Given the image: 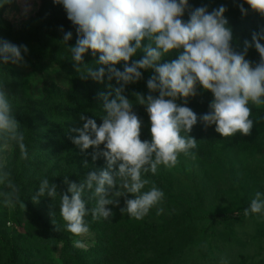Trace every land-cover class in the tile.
Masks as SVG:
<instances>
[{
  "label": "clouds",
  "instance_id": "9594fccd",
  "mask_svg": "<svg viewBox=\"0 0 264 264\" xmlns=\"http://www.w3.org/2000/svg\"><path fill=\"white\" fill-rule=\"evenodd\" d=\"M62 4L67 18L76 26V44L70 48L75 71L81 79L91 78L103 83L105 76L121 83L118 88L107 85L109 91L99 93L103 100L102 123L81 114L83 127L73 129L78 135L72 143L81 151L100 149L92 153V160L104 157L106 167L90 171L78 184L64 183L67 192L60 196L59 215L64 222L63 230L74 237H86L92 221L108 220L114 213L108 206H118L124 197L125 207L121 214L142 220L151 209L157 215L163 213L165 193L149 179L147 173L155 175L160 166L176 167L179 157L196 159L197 140L189 135L198 120L205 127L215 125V131L223 138L237 133L251 135L254 127L252 108H264V27L252 33L251 42L244 41V50L232 47L233 31L225 17L223 5L209 11L207 6L192 9L189 0H53ZM242 15L250 9L264 17V0H233ZM188 19H183L185 13ZM71 32L63 36L66 43ZM147 41L145 44L144 42ZM255 47L260 60L253 63L246 59L250 47ZM178 58L163 62L174 50H181ZM98 59L84 63V55ZM143 58L133 60L137 52ZM28 52L26 45H15L0 38V64L16 65L23 62L22 55ZM124 63L123 71L115 65ZM141 69H153L155 74L147 80L149 94L134 92L135 103L146 108L150 120L151 140H141L142 120L133 111V101L124 94V85L142 79ZM197 85L211 92L213 99L209 112L202 116L187 106L189 97L197 95ZM113 92L115 95L113 96ZM158 93V95H153ZM183 99L179 104L177 100ZM257 122V121H255ZM18 147L21 160L29 159L24 132L13 113L6 86L0 84V151L9 145ZM87 167V161L84 162ZM152 183L148 190H144ZM0 184L6 191L0 193L6 207L19 204L25 208L20 189L13 182L11 173L0 164ZM39 191L32 197L47 195L53 200L58 196L57 185L43 178ZM94 200L87 207L85 194ZM70 194V195H69ZM129 194L132 198H128ZM264 215V192L256 191L244 215ZM56 223V221H53ZM56 230L61 231L58 225ZM73 246L84 248L82 239L73 240Z\"/></svg>",
  "mask_w": 264,
  "mask_h": 264
},
{
  "label": "trees",
  "instance_id": "16d2710c",
  "mask_svg": "<svg viewBox=\"0 0 264 264\" xmlns=\"http://www.w3.org/2000/svg\"><path fill=\"white\" fill-rule=\"evenodd\" d=\"M9 2L10 0H0V5H8ZM35 16L33 19L39 20L40 23L30 29L28 23L17 26L13 21L7 20L0 8V38L17 46L34 42L42 47V52L30 60L23 56L24 60L20 64H0V84L5 85L9 93V101L21 125V131L24 132L29 155V159L21 160L18 147L11 144L13 149L8 158L14 160L16 164L15 166L12 164L11 178L20 189L25 208L19 204L14 208H7L4 205V212L0 213V222L4 226L2 231L6 230L9 213H13V219L17 220L16 224L23 230L17 236L16 246L11 244L12 240L7 233L0 231V264H75L76 258L80 260V264H87L88 261V264H109L110 261L119 259L126 264H136L135 249H140L144 244L153 245L154 240L159 237L158 233L136 234L135 230L122 227L119 219L114 216L108 220L101 218L92 221L91 215H88L85 219L96 241L88 247L76 248L70 241L71 233L63 230L64 222L59 215V195L67 192L68 187L64 183V177L68 176L70 182L79 184L85 177V172L106 167L104 157L92 160V153L102 151L103 145L100 149L89 148L81 151L72 143V139L78 135L73 129L83 127L81 114L94 119L97 125H100L103 100L99 93L108 92L109 83L114 89L120 87L122 82L117 83L115 78L109 81L107 76L103 83L91 78H80L75 71L70 52L78 38L76 26L68 20L62 4H56L53 0H41ZM67 32H71L72 37L65 43L63 36ZM174 51L178 56L182 49ZM143 56L144 53L138 50L132 59H141ZM83 59L84 63L95 67L94 62L98 59V54L94 57L89 50ZM115 67L123 71L124 63L120 62ZM141 72L142 79L124 85V94L134 102L133 111L143 122L141 140L150 141V120L146 108L135 103L132 93L139 92L147 96L149 94L147 80L155 72L153 69H141ZM177 103L183 104L184 101L179 99ZM208 105L200 107L199 104L187 102V106L196 114L200 109L209 112ZM252 113L256 136L264 135V108L260 110L252 108ZM193 128L194 132L189 135L213 133L212 128L201 131L197 124ZM224 142L238 150H253L259 146L257 140L251 141L239 133L224 139ZM57 173L60 174L58 178L55 177ZM159 177L158 171L155 175L151 173L145 175V178L154 181L162 179ZM43 178L57 185L58 196L53 200L45 195L39 197L38 202H34L32 197L39 191V183ZM4 190L7 189L2 184L0 193ZM89 195L90 193H86L85 199L87 207L91 208L95 201L89 200ZM58 225L61 226V231L56 230ZM185 238V234L181 232L174 236L173 242L176 244L174 253L180 252L185 246ZM20 242L23 243L22 246ZM152 261L148 260L147 264H153Z\"/></svg>",
  "mask_w": 264,
  "mask_h": 264
},
{
  "label": "rangeland",
  "instance_id": "374dc122",
  "mask_svg": "<svg viewBox=\"0 0 264 264\" xmlns=\"http://www.w3.org/2000/svg\"><path fill=\"white\" fill-rule=\"evenodd\" d=\"M40 2L41 0H10L8 5H0V8L7 20L13 21L17 26L28 23V27L32 29L40 23L33 19ZM238 3H243V0H238ZM189 4L192 9L207 6L209 11L225 6V17L233 31L232 47L238 52L244 50L245 40L251 42L254 31L258 32L264 27V17L252 11L246 3V16L242 15L238 4L233 0H189ZM183 19H188L187 12ZM260 42L264 44V40ZM22 45L28 48L27 53L22 51L27 60L42 52V47L37 43ZM176 58L178 56L173 51L161 62ZM246 59L253 66L259 62L260 57L254 46L248 49ZM196 90L197 95L189 97L187 102L199 104L200 107L208 105L212 99L211 92L199 85ZM203 114H206L203 109L198 110V117ZM197 125L201 131L212 128L213 133L191 135L197 140L196 159L181 155L176 167L158 168L159 179H162H149L165 193L163 204L157 206L163 207L162 214L157 215V208L154 207L142 220H136L127 213L121 214L120 208L125 207L124 197L118 198V206L110 205L113 216L119 219L122 227L133 229L136 234L158 233L159 237L154 240L153 245L144 244L140 249H135L136 264H147L151 259L153 264H264V215H244V209L250 206L255 192H264V135L256 136L253 128L251 135L247 137L251 141L257 140L259 146L253 150H238L224 142L226 138L215 131V125L205 127L199 120ZM12 149L9 145L6 150L0 151V164L6 170L9 169L10 173L16 165L14 160L8 158ZM80 172L82 171H78ZM55 177H60V174L57 173ZM152 183L144 190H148ZM128 198H132L130 194ZM3 209V196L0 195V213L4 212ZM8 219L4 231L0 222V231L7 233L12 240L11 244L16 246L17 236L23 229L16 224L13 213H9ZM180 232L185 234L186 244L180 252L174 253L176 244L173 238ZM69 238L72 243L75 239H82L85 247L96 241L92 232L86 237H74L71 234ZM74 262L80 264L78 258ZM109 264L126 262L119 259L110 261Z\"/></svg>",
  "mask_w": 264,
  "mask_h": 264
}]
</instances>
